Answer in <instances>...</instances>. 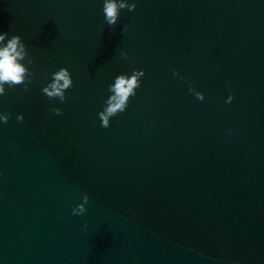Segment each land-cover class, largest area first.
Instances as JSON below:
<instances>
[{
    "label": "water",
    "instance_id": "obj_1",
    "mask_svg": "<svg viewBox=\"0 0 264 264\" xmlns=\"http://www.w3.org/2000/svg\"><path fill=\"white\" fill-rule=\"evenodd\" d=\"M0 31L34 61L0 96V264H264V0H136L113 26L102 0H0ZM61 66L63 102L41 92Z\"/></svg>",
    "mask_w": 264,
    "mask_h": 264
},
{
    "label": "clouds",
    "instance_id": "obj_2",
    "mask_svg": "<svg viewBox=\"0 0 264 264\" xmlns=\"http://www.w3.org/2000/svg\"><path fill=\"white\" fill-rule=\"evenodd\" d=\"M127 8L132 11L136 8V0H102V12L104 20L109 26L116 24L120 10ZM121 31H127L125 26ZM121 55L127 58V52ZM34 63L27 51V46L18 34H9L6 31H0V96L6 94L8 89L15 85H23L27 90L32 83V73L29 65ZM174 75L177 73L174 71ZM50 75V78H48ZM44 76L47 82L41 87L42 94L49 99L58 98L61 102L65 100V90L73 85L72 75L67 67H59L50 74L45 72ZM144 76L142 68H133L130 72H122L115 75L112 82L108 84V95L103 101L102 110L97 112L100 126L107 128L110 125V118L123 113L128 107L129 98L136 95V90L141 85V78ZM194 96L204 99V94L195 90L191 85L188 88ZM233 96L231 93L226 97L225 103L231 102ZM51 111L57 115L61 114L59 107L53 106ZM10 113L0 111V124H6ZM16 120H23V114L18 113ZM89 200L85 193L81 197V202L71 206V213L79 216L86 212L85 205Z\"/></svg>",
    "mask_w": 264,
    "mask_h": 264
}]
</instances>
